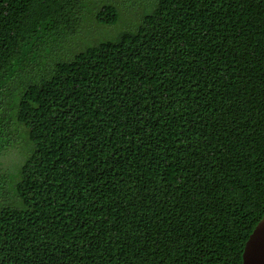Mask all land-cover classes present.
Segmentation results:
<instances>
[{
	"label": "trees",
	"instance_id": "16d2710c",
	"mask_svg": "<svg viewBox=\"0 0 264 264\" xmlns=\"http://www.w3.org/2000/svg\"><path fill=\"white\" fill-rule=\"evenodd\" d=\"M136 4L114 40L64 48L84 9L111 28ZM19 129L0 264H242L264 216V0H0V158Z\"/></svg>",
	"mask_w": 264,
	"mask_h": 264
},
{
	"label": "rangeland",
	"instance_id": "374dc122",
	"mask_svg": "<svg viewBox=\"0 0 264 264\" xmlns=\"http://www.w3.org/2000/svg\"><path fill=\"white\" fill-rule=\"evenodd\" d=\"M85 5H92V2H85ZM119 12L121 15L119 23L114 27L107 28L96 25L91 10L84 9L81 16L82 20L76 28V33L74 36L70 35V40L64 48L69 51L78 52L88 42L97 43L98 41L107 39L114 40L121 30L129 28L130 24L139 23L142 8L136 4L133 8H121ZM15 139L17 141L16 146L0 158V172L8 171L11 175L17 174L21 164L28 157L31 146L27 140V135L25 136L23 133V129H19V134Z\"/></svg>",
	"mask_w": 264,
	"mask_h": 264
},
{
	"label": "water",
	"instance_id": "95a60500",
	"mask_svg": "<svg viewBox=\"0 0 264 264\" xmlns=\"http://www.w3.org/2000/svg\"><path fill=\"white\" fill-rule=\"evenodd\" d=\"M242 264H264V216L245 243Z\"/></svg>",
	"mask_w": 264,
	"mask_h": 264
}]
</instances>
